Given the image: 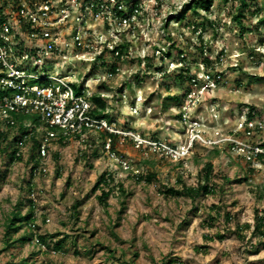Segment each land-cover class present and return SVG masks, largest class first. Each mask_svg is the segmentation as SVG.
I'll return each instance as SVG.
<instances>
[{"label": "rangeland", "instance_id": "rangeland-1", "mask_svg": "<svg viewBox=\"0 0 264 264\" xmlns=\"http://www.w3.org/2000/svg\"><path fill=\"white\" fill-rule=\"evenodd\" d=\"M191 1L140 0L131 23L93 20L88 9L84 18L92 26L91 37L104 52L72 45L45 59L43 70L69 72L90 94H101L108 121L126 135H116L109 150L103 131L60 137L51 142L47 170L34 174L38 153L32 134L21 157L11 159L18 124L0 122L11 141L0 145V264H176L172 259L180 264H264V238L253 234L256 212L264 213V197L259 196L264 161L250 164L224 141L264 142V24L258 22L261 13H252L263 0H246L243 31L232 18L239 0H213L199 14L188 9ZM183 10L186 16L179 19ZM71 28L70 20L61 27V38L71 35ZM82 40L87 41L83 34ZM117 42L127 44V52L114 58L106 46ZM204 72L211 74L210 81ZM188 76L200 85L192 86ZM189 91L192 98H186ZM249 112L258 127L247 137L243 122ZM39 119L35 113L23 115L33 130L41 128ZM195 130L202 138L180 161L146 144L136 146L132 135L180 147ZM34 134L38 141L40 131ZM208 164L214 193H200L195 200L164 193V186L204 184ZM103 172L111 174L113 188L106 203L98 199L99 189L92 190ZM148 172L154 180L144 178ZM119 184L125 192L117 189ZM16 209L22 215L32 209L34 216L31 225L24 222L11 232L15 242L6 243V219ZM36 235H47L49 244L65 238L63 248L40 245Z\"/></svg>", "mask_w": 264, "mask_h": 264}, {"label": "built area", "instance_id": "built-area-1", "mask_svg": "<svg viewBox=\"0 0 264 264\" xmlns=\"http://www.w3.org/2000/svg\"><path fill=\"white\" fill-rule=\"evenodd\" d=\"M74 4L77 5L75 10L77 14H74ZM128 7L129 5L119 0H0V122L13 126L17 124L15 115L35 113L39 116L41 128L32 130L40 131L37 149L40 161L34 174L47 170L45 159L51 142L60 137L66 138L86 129L103 131L108 134L104 146L107 150L111 149V134L125 137L126 133L115 129V124L109 122L106 117L97 118L92 115V109L95 107L91 99L93 94L88 92L86 86H79L71 73L49 72L43 70V67L47 63L46 60L53 57L52 53L58 57L72 45L75 50L84 45L89 53H96L99 50L100 44L91 37L92 26L84 18V12L88 9L92 11L93 20L102 18L110 21L114 18L131 23L139 8L129 12ZM14 12H17L16 16L13 15ZM70 20L72 34L61 38V27ZM78 25L82 30H78ZM82 34L87 39L86 42L82 40ZM117 45L118 42L106 46L111 49L110 53L114 58L123 55L116 49ZM103 52L104 50L102 52L99 50L100 54ZM115 69L118 70L117 67L114 71ZM204 73L206 74L202 73L203 77L210 81L211 74ZM190 83L192 86L200 85L195 76L190 77ZM74 85L81 88V94H76ZM204 86V89L209 87L207 82ZM191 92L186 93V98H192ZM180 116L183 117V113ZM252 119L246 118L243 122L247 137L252 135L255 127H258ZM193 123L199 127L197 121ZM25 126L30 127V130L34 127L29 123ZM31 134L33 133L17 135L14 146L16 156L21 157ZM192 134L188 144L180 147L132 135L136 146L146 144L151 150L162 152L175 161H180L190 153L195 140L202 138L199 130L193 131ZM225 139L224 141H227L238 155H242L246 162L251 164L252 161L255 165L263 163L262 143L249 142L243 138L236 140L235 137Z\"/></svg>", "mask_w": 264, "mask_h": 264}, {"label": "trees", "instance_id": "trees-1", "mask_svg": "<svg viewBox=\"0 0 264 264\" xmlns=\"http://www.w3.org/2000/svg\"><path fill=\"white\" fill-rule=\"evenodd\" d=\"M225 2H227L228 0H224ZM119 2H124L128 7V11L131 12L133 11L134 8H139L138 5L140 3V0H119ZM213 0H192L189 4H188V9L193 11L195 14H199V10L200 9H204V10H209L210 6L212 5ZM248 7V5L246 4V0H239V7H237V11L232 15L233 20L238 24L239 28L243 31L245 28V25L243 24V19L246 17L245 14V9ZM261 13V16L259 18V23L260 24H264V0L262 1V6H260L259 8H256V10L252 11V13ZM186 10H183L181 12V14L178 16L179 19H183L186 16ZM206 20L207 23H209L210 25H214L213 21L210 20L209 18H204ZM205 23V22H204ZM193 27L194 29L198 28V25L193 22ZM201 26H203V23H201ZM202 46L201 45V51H202ZM116 49L119 50V53L122 55L124 53L127 52V44L125 43H119L116 46ZM181 53V52H180ZM182 62L186 61V58L184 56H182L181 58ZM204 62L209 65L211 63L210 59L207 57H204ZM115 66H112V71H114ZM185 70L188 71V67L185 68ZM186 71V72H187ZM218 75V74H217ZM214 76V75H213ZM179 78H184L183 74H179L178 75ZM190 78V76H188ZM216 77V76H214ZM259 79V78H257ZM102 87H105L104 84H102ZM75 91H80L81 88L77 87L74 85ZM80 89V90H79ZM92 101L94 102L95 107L92 109V115H94L97 118H102V117H106L108 120H110L108 114L106 113V102L105 100L102 98L101 94L98 93H94L91 96ZM180 116V115H179ZM254 116L252 115L251 112H249L248 118L252 119ZM16 120H17V124H18V130L21 133V135H25V134H29L32 132V130L34 129V127H32L30 130L28 128V126H25V124L23 123V115H18L15 116ZM27 118V117H26ZM34 136V137H33ZM112 141L113 138L115 137L114 135H112ZM1 141H5L6 143H11V141L9 142V135L8 133L3 132L2 130H0V145H1ZM13 143L15 144V142L17 141V136H15L12 139ZM32 142H33V148H37L39 147V142L36 140L35 138V134H32ZM12 143V144H13ZM11 144V146H13ZM262 145H264V142L262 143ZM8 148V147H7ZM36 149V151H37ZM96 151V150H95ZM94 151V153H95ZM16 153V149H12L11 151V159H17V157L15 155ZM96 155V154H95ZM35 162L38 164L39 160H38V156L36 157V159H34ZM37 164L33 167L32 172L34 173V170L37 166ZM212 166L211 164H208L206 170L204 171V184H200L198 183L197 186H183L182 189H177L175 187L172 186H164V193L169 194V195H186L188 196L191 200H195V198L200 194H207V193H214L215 189L213 188L214 183L211 182V175H212ZM144 178L147 181H152L155 178V174L153 172H148ZM109 181H111V174L107 173V172H103L99 178L95 181L94 186L92 188L93 191L96 190H100V194L97 195L98 199L102 202V203H106V200L108 199V197L112 196L113 194V188L109 187ZM118 190H121V192H125V189L123 188V184H119L117 186ZM260 197H264V187H263V191L262 193L259 194ZM79 203H77V201L73 204L72 208H74L75 210L77 209ZM124 205V203L122 204V206ZM121 206V207H122ZM34 216V210L29 209L28 213L26 215H22L21 212L19 210H14L11 212V217H7L6 219V223H5V236H6V243H10L12 240L11 238V232L13 231H17L18 229H20L22 227V223H26V225H31L30 221L33 219ZM249 226V225H248ZM238 227H240V225L238 224ZM253 234L260 237V238H264V213L260 214L259 211L256 212L255 214V223H254V229H253ZM215 237H217L218 239H223L224 238V234H220L217 233L215 235ZM37 241L39 242L40 245H49L53 250H60L62 249V245L63 242L65 240V238H62L61 240H57L56 242H54L53 244H49L47 243V235H36ZM21 240H26L28 239L27 236H21L20 237ZM16 240H13L12 242H15ZM11 242V243H12ZM5 249V247L3 248ZM2 249H0V253H1ZM171 263H176V264H180V262L176 261L175 259L170 260ZM17 264H26L25 261H19Z\"/></svg>", "mask_w": 264, "mask_h": 264}, {"label": "clouds", "instance_id": "clouds-1", "mask_svg": "<svg viewBox=\"0 0 264 264\" xmlns=\"http://www.w3.org/2000/svg\"><path fill=\"white\" fill-rule=\"evenodd\" d=\"M35 131V130H34ZM33 133V132H32Z\"/></svg>", "mask_w": 264, "mask_h": 264}]
</instances>
